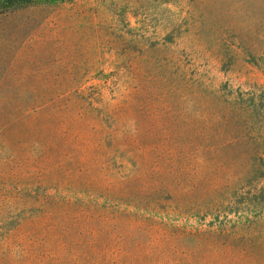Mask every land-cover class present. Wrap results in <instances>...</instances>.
I'll return each mask as SVG.
<instances>
[{"label": "rangeland", "instance_id": "rangeland-1", "mask_svg": "<svg viewBox=\"0 0 264 264\" xmlns=\"http://www.w3.org/2000/svg\"><path fill=\"white\" fill-rule=\"evenodd\" d=\"M260 98L264 0L0 12V264H264Z\"/></svg>", "mask_w": 264, "mask_h": 264}, {"label": "trees", "instance_id": "trees-1", "mask_svg": "<svg viewBox=\"0 0 264 264\" xmlns=\"http://www.w3.org/2000/svg\"><path fill=\"white\" fill-rule=\"evenodd\" d=\"M39 1L46 0H0V12L7 10L8 8L26 5L30 3H35ZM252 99V98H251ZM248 112L247 115L241 116L239 114H234L231 116V119L237 118L241 119V122H246L247 126L254 132V139L260 145H264V118L262 114L264 113V98H260L258 102H254L247 110H244L243 113ZM262 166L256 168L257 173L264 174V159L261 162ZM210 186H214V184L209 183ZM264 188V187H263ZM263 192V189H261ZM233 264H243L241 262H233Z\"/></svg>", "mask_w": 264, "mask_h": 264}]
</instances>
